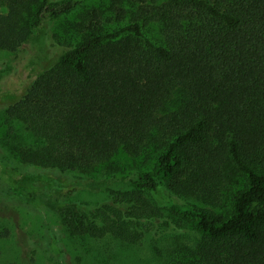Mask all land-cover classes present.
<instances>
[{
    "label": "trees",
    "instance_id": "trees-1",
    "mask_svg": "<svg viewBox=\"0 0 264 264\" xmlns=\"http://www.w3.org/2000/svg\"><path fill=\"white\" fill-rule=\"evenodd\" d=\"M85 1L0 0V49L36 48L50 21ZM74 28L76 43L6 109L10 132L17 120L35 144L16 134L3 143L26 164L109 169L76 182L109 190L110 201L62 206L68 232L132 244L158 223L189 224L199 233L192 257L166 264H264V0H106ZM121 153L148 155L153 168L117 178ZM36 180L19 177L34 191Z\"/></svg>",
    "mask_w": 264,
    "mask_h": 264
},
{
    "label": "rangeland",
    "instance_id": "rangeland-1",
    "mask_svg": "<svg viewBox=\"0 0 264 264\" xmlns=\"http://www.w3.org/2000/svg\"><path fill=\"white\" fill-rule=\"evenodd\" d=\"M105 3L106 0H86L74 12L53 19L35 39L36 48L26 45L15 52L0 49V161L6 160L13 171L3 176L0 171V264H166L172 259L191 258L199 241L198 231L189 224L170 227L158 223L139 242L132 244L112 236H73L62 223V206L79 204L94 211L108 203L109 190L82 187L76 182L103 179L109 169L104 167L95 175H85L26 164L3 145L6 138L15 134L16 144H35L33 135L17 120L11 122L14 132H10V125L5 121L6 109L23 97L37 71L51 67L59 53L76 43L78 35L74 25L82 14L93 7H104ZM146 32L161 40L158 24H148ZM54 34L58 35L59 42L54 40ZM147 156L132 158L121 153L117 162L124 170L117 173V178L152 169V159ZM24 175L37 178L35 191L30 183L19 181ZM240 186L237 182L224 190L220 210L224 207L228 212L229 201ZM174 196L181 203L190 201Z\"/></svg>",
    "mask_w": 264,
    "mask_h": 264
}]
</instances>
